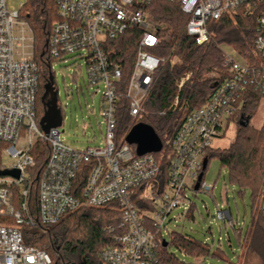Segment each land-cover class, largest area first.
Segmentation results:
<instances>
[{
  "label": "built area",
  "instance_id": "obj_1",
  "mask_svg": "<svg viewBox=\"0 0 264 264\" xmlns=\"http://www.w3.org/2000/svg\"><path fill=\"white\" fill-rule=\"evenodd\" d=\"M155 1L57 0V20L47 43L49 57L58 62L71 55L85 59L89 83L104 87L103 145L77 150L63 142L59 128L46 134L38 124L39 67L34 61L32 30L20 18L21 8H11L7 0H0V158L12 160L10 167L1 170L20 172L18 179L0 176V217L12 220L0 222V264H52L46 251L26 245L23 227L38 222L55 225L66 215L89 207H109L120 213L117 232L111 226L105 229L114 245L101 251L102 264H159L164 235L170 236L169 225L177 222L174 213L182 211L179 218L189 216L191 194L212 195L215 185L204 180L208 151L225 134L251 93L264 98V0H164L178 3L187 17L186 34L198 46L211 41L210 22L256 15L254 57L244 58L234 47L219 45L225 76L204 105L190 110L187 102L180 103L178 94L160 113H184L182 124L166 143L171 162L165 181L157 158L164 145L159 153L138 156L126 142L127 135L117 137V110L123 95L129 100L130 116L141 121L156 73L167 62L175 64L171 59L174 47L168 57L151 51L162 49L174 33L167 23L152 18L148 8ZM130 31L138 32L141 38L131 78L122 93V65L112 58V42ZM189 77L177 82L179 91ZM38 141L49 144L50 157L39 185V216L35 219L29 207L27 170L35 166L32 149ZM85 171L77 195L76 182ZM13 186L21 188L17 206ZM215 218L235 230L233 215L225 204L217 207Z\"/></svg>",
  "mask_w": 264,
  "mask_h": 264
},
{
  "label": "trees",
  "instance_id": "obj_2",
  "mask_svg": "<svg viewBox=\"0 0 264 264\" xmlns=\"http://www.w3.org/2000/svg\"><path fill=\"white\" fill-rule=\"evenodd\" d=\"M57 9V0H24L19 11L20 18L28 23L34 37V61L39 67L37 95L39 125L47 109L42 98L45 86L50 82L51 77L56 90L51 67L53 61H58L49 57L47 43L52 24L57 20ZM148 10L154 20L165 22L174 30L173 39L162 49H152V53L159 57H168L170 49L174 47L178 62L174 65L167 62L156 73L154 86L144 105V118L141 121L137 122L130 116L129 100L123 95L117 110V137H125L138 123L151 126L161 138L165 148L164 152L157 154L161 169L160 176L165 181L171 162V149L166 143L169 138L174 137L182 124L184 114L179 111H168L164 115L160 113L173 103L178 94L180 103L187 102L190 110L204 105L217 83L225 76L223 54L219 45L228 44L234 47L244 58L254 57L256 15H240L235 21L223 18L210 22L208 27L212 39L209 43L198 46L186 34L187 17L180 10L178 3L156 0ZM140 38L138 32L130 31L112 42L115 51L112 58L122 65L119 85L122 93L126 92L133 72ZM212 72H218L221 79L209 78L208 75ZM187 75L190 77L179 91L177 82L185 79ZM260 98L258 94L251 93L243 109L232 119L236 128L234 139L224 149L211 148L208 151L204 172L205 176L210 159L217 158L221 165L228 169L230 182L251 192V224L244 236L241 230H235L242 249L238 264H264V120L260 128L251 125ZM242 121L246 123L241 125ZM32 155L35 166L27 170L31 184L29 207L31 215L37 219L39 185L47 170L50 157L49 144L38 141L32 149ZM2 167L0 158V170ZM86 173L83 172L77 179V195L82 188ZM20 189L16 186L12 187L13 202L16 206L20 202ZM195 209L196 204L189 212L190 217H194ZM3 221L12 222L8 217H0V222ZM119 222L120 213L109 207L81 208L66 215L55 225L46 226L38 222L33 226H24V241L26 245L46 251L52 258V264H102L101 251L114 245L105 229L111 226L117 232ZM169 238L168 247L174 244L195 256H218L211 253L212 249L209 245H204L189 235L173 232ZM158 256L159 264H187L170 253L168 248L160 247Z\"/></svg>",
  "mask_w": 264,
  "mask_h": 264
},
{
  "label": "rangeland",
  "instance_id": "obj_3",
  "mask_svg": "<svg viewBox=\"0 0 264 264\" xmlns=\"http://www.w3.org/2000/svg\"><path fill=\"white\" fill-rule=\"evenodd\" d=\"M7 2L9 7L19 10L24 0H7ZM30 34L27 32V35ZM171 59L175 63L178 62L176 56ZM51 68L58 93V108L61 111V115H57L54 119L53 127L62 131L63 142L77 150L103 145V138L106 134V123L101 116L103 85L97 86L89 83L86 61L76 55H71L64 61H53ZM208 77L221 79L218 72H212ZM179 112L184 114L181 110ZM263 120L264 98H260L251 125L260 128ZM235 132V124L231 123L225 134L213 142L212 149L228 147L234 139ZM128 145L135 154L136 145L129 143ZM11 165L12 160L2 161L4 167ZM204 180L215 185L212 195L191 194L193 205L196 204L194 217L179 218L178 215L182 211H176L174 216L177 217V222L173 221L169 228L171 232L189 235L202 244L207 243L212 249L211 253L218 256H195L174 244L167 247L168 251L187 264L202 262L206 264H238L242 249L235 230H241L242 236H244L251 224V192L232 184L228 169L223 167L217 158L210 159ZM227 201L233 215L235 230L215 218L217 207L224 206V204L227 206ZM164 237L166 242L170 243L169 236L166 234Z\"/></svg>",
  "mask_w": 264,
  "mask_h": 264
},
{
  "label": "water",
  "instance_id": "obj_4",
  "mask_svg": "<svg viewBox=\"0 0 264 264\" xmlns=\"http://www.w3.org/2000/svg\"><path fill=\"white\" fill-rule=\"evenodd\" d=\"M42 100L45 101L47 109L40 125L42 130L46 134H48L51 129L57 128L53 127V121L57 115H61V111L58 108V93L54 89L52 77L50 79V82L45 86V93ZM245 123L246 122L242 121L241 125H244ZM126 142L136 145V154L138 156H142L148 153H159L163 149V142L159 135L151 126L144 123H138L131 129L126 137ZM206 166L207 159L204 161V169L206 168ZM0 176H9L18 179L20 177V172L15 169L0 170ZM202 177L203 175H200L199 182L197 183L195 188L196 190H198L199 188V183L201 182ZM163 247H168V243L166 241H164Z\"/></svg>",
  "mask_w": 264,
  "mask_h": 264
},
{
  "label": "crops",
  "instance_id": "obj_5",
  "mask_svg": "<svg viewBox=\"0 0 264 264\" xmlns=\"http://www.w3.org/2000/svg\"><path fill=\"white\" fill-rule=\"evenodd\" d=\"M214 200V199H213Z\"/></svg>",
  "mask_w": 264,
  "mask_h": 264
}]
</instances>
